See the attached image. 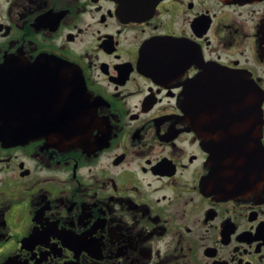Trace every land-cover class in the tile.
Wrapping results in <instances>:
<instances>
[{
    "label": "flooded vegetation",
    "instance_id": "obj_1",
    "mask_svg": "<svg viewBox=\"0 0 264 264\" xmlns=\"http://www.w3.org/2000/svg\"><path fill=\"white\" fill-rule=\"evenodd\" d=\"M5 69L17 131L91 135L0 141V264H264V156L258 188L215 195L239 135L206 112L209 84L264 92V0H0Z\"/></svg>",
    "mask_w": 264,
    "mask_h": 264
},
{
    "label": "water",
    "instance_id": "obj_2",
    "mask_svg": "<svg viewBox=\"0 0 264 264\" xmlns=\"http://www.w3.org/2000/svg\"><path fill=\"white\" fill-rule=\"evenodd\" d=\"M64 68L68 66L65 63H60ZM61 66V67H62ZM243 77L241 76L240 83L236 85H229L228 88L232 91L233 88H236L237 92L235 95L228 94V98L221 97L219 101H216V104H220L221 114L225 113V111H230V115L234 117L235 123L241 126H247L246 129H251L250 131L253 134H257V137L260 134L261 126L263 123L262 114H261V103H262V92L260 91L259 87L255 84H249L242 81ZM76 88H78V82H75ZM82 89L80 90V93ZM233 92V91H232ZM77 91V94H80ZM67 103L68 101L65 100ZM74 117L73 115L69 116L65 114L61 116L60 125L55 127L56 130L54 132L49 131L46 132L47 137L54 135L56 138L54 140L60 139L61 142H64L66 139H69L71 145H74L76 141V132L71 131L70 128L73 127L72 123L68 124V118ZM8 118V116H6ZM64 119L63 123L62 120ZM64 124V125H63ZM82 134L84 131H78ZM85 137H88L91 133V129L85 132ZM83 140V136L80 135L79 142ZM259 142V139L257 140ZM258 148V146H257ZM258 150V149H257ZM216 173V172H215ZM213 173L214 175H216ZM237 181V180H236ZM235 182V181H234ZM232 183V186L234 184ZM231 186V187H232Z\"/></svg>",
    "mask_w": 264,
    "mask_h": 264
},
{
    "label": "rangeland",
    "instance_id": "obj_3",
    "mask_svg": "<svg viewBox=\"0 0 264 264\" xmlns=\"http://www.w3.org/2000/svg\"><path fill=\"white\" fill-rule=\"evenodd\" d=\"M90 39H91V37H88V36H85L84 37V39H83V41H84V43L87 45V44H90L91 45V43H90ZM85 48V47H84ZM83 51V50H82Z\"/></svg>",
    "mask_w": 264,
    "mask_h": 264
}]
</instances>
